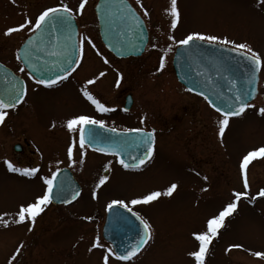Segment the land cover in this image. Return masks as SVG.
Masks as SVG:
<instances>
[{"label": "rangeland", "instance_id": "rangeland-1", "mask_svg": "<svg viewBox=\"0 0 264 264\" xmlns=\"http://www.w3.org/2000/svg\"><path fill=\"white\" fill-rule=\"evenodd\" d=\"M95 1L87 0L83 14L76 19L79 34L90 36L99 48L93 12ZM129 1L141 14L148 30L144 53L125 60H114L107 54L108 63L102 64L105 59L101 61L92 54L94 49H88L85 43L80 64L72 72L82 78L86 73L97 72L100 80L95 77L92 91L107 97L108 107L117 106L122 91H131L134 100L131 111L127 115L110 116L113 118L109 117V122L149 127L158 120H168L172 122L171 129L160 132L156 154L138 173L123 171L113 157L90 151L82 165L71 164L66 158L69 141L64 144L59 138L61 134L70 137L62 132L66 129L65 120L75 114L96 118L98 113L86 97L83 99L72 88H61V93L54 88L40 91L28 83V100L10 111L0 124V214H9L0 216V221L9 220L7 226L0 222V264L10 261L11 264H102L105 250L89 249L96 236L101 238L105 205L113 199L127 201L150 190L163 192L172 183L178 185L172 196H161L149 206H132L152 225V239L145 249L129 261L110 257L109 264H193L187 255L193 247L191 231L201 229L206 217L230 202L234 190H245L239 168L241 157L264 146V114L259 111L264 108V66L259 71L257 95L249 102L252 107L239 116L229 117V125L220 136L222 116L210 110L202 99L184 92L176 81L170 61L179 44L169 37L180 40L189 32L227 37L237 43L247 42L264 60V0H177L180 20L175 29L171 28L165 11L170 0H141L148 10L147 17H143L134 0ZM61 3L75 11L79 0H15V3L0 0V60L20 72L14 52L29 33L22 30L5 35L6 29L22 23L25 16L34 21L44 8ZM169 46L171 51L165 54L162 50ZM95 51L99 53L101 48ZM161 55H165V67L158 70ZM22 136L30 140L36 156L21 167L41 163L35 177L10 173L2 163L7 158L19 165L14 162L12 145ZM74 158L78 159V151ZM108 161H112L109 180L95 189ZM71 166L83 185L82 195L75 204L68 208L49 204L36 218L31 231L27 221L11 222V214L19 203L31 201L42 192L41 177L56 167L71 169ZM247 179L249 195L237 202V209L213 238L206 264H264V259L252 255L264 251V197L256 196L264 188V157L250 162ZM93 190L97 192L96 198L92 197ZM101 241L110 246L102 238ZM232 244L242 247L229 250Z\"/></svg>", "mask_w": 264, "mask_h": 264}, {"label": "snow or ice", "instance_id": "snow-or-ice-1", "mask_svg": "<svg viewBox=\"0 0 264 264\" xmlns=\"http://www.w3.org/2000/svg\"><path fill=\"white\" fill-rule=\"evenodd\" d=\"M15 3V0H13ZM87 0H79V4L74 11L72 7H69L66 3H61L51 7H46L35 17L34 21L27 16L22 23L8 27L5 31V35H10L14 32L26 30L29 35L24 43L22 49H18L16 59L23 62V66L19 67L21 73L25 72V68L32 69L27 75L37 85H44L51 87L62 79H67L69 75V69L72 68L73 64L79 65L80 60L83 57L84 45L87 43L93 49H96V44L92 38L84 34H76L73 28V24L77 15H82ZM134 3L139 6L142 10L143 17L149 15L148 10L144 8L141 0H134ZM99 12V18L101 23L106 26L111 34L112 29H115L118 25H126L129 33L134 30H139L141 33L144 28V21L141 14L132 6L130 3H126L125 0H104L102 4L97 6ZM170 17L171 28H177L180 20V11L178 9L177 0H170V7L165 10ZM59 34V35H57ZM62 37V39H61ZM170 40H174L176 44L181 46H187L191 49L193 42H207L208 44H220L222 46H230V51L239 54L244 60L248 61L252 66V77L255 78L256 73L264 66V60L260 53L253 50V48L247 42L237 43L227 37L221 38L217 35L204 34L201 32H189L183 39L175 40L174 37L170 36ZM198 46V45H197ZM152 47H156L155 44ZM165 54L167 51H171V46L167 49L162 50ZM47 53V56L54 57L49 66L48 60L42 55ZM99 54V53H98ZM119 54H123L122 52ZM104 63H108L105 59ZM63 64L64 67L60 69L63 75L55 74L54 76H48L47 78L38 77L35 73H41V76L50 71L52 67H57ZM3 65H0L2 68ZM165 67V55H161L159 58V69ZM104 73L101 72L100 76ZM119 76V74H118ZM251 79L249 83H251ZM4 80L7 87L0 92V124L4 123L6 116L8 115L7 110L16 109L17 105L21 104L27 95V85L22 81L17 80L14 76H10L8 73L4 74ZM120 80L117 79L116 83L119 84ZM87 84L91 85L94 83L93 80H88ZM235 84V81H231ZM83 95L88 101L95 107V110L99 113H109L115 111L114 108L106 106L105 103L97 99L89 91L82 90ZM255 91V89H252ZM247 92L243 94H236L234 100L227 107H218L208 96L204 95L203 92L200 95L204 96V99L213 107L216 112L221 113L222 119L219 120V135L223 136L226 127L229 125V117L239 116L245 111V109L252 107L246 99ZM127 111V109H124ZM264 114V108L259 109ZM141 123H143V117H141ZM54 126V125H53ZM64 127L70 134L69 142L66 147V158L71 164H83L86 155L85 149L91 148L97 153H103L106 155H113L116 157V162L123 166L124 169H135L139 168L146 160L150 159L154 151V131L146 132L144 128H125L121 131L124 133L132 132L140 134L135 138V144L137 146H146V151L143 155L132 157L131 162H126L122 158V153L125 150L128 141L122 137H111L107 138L103 144L100 141L98 128H106V122L102 119H97L92 115L88 114H75L67 118L64 122ZM106 131L117 132L116 128H106ZM78 151V159L74 158L75 153ZM257 157H264V146L254 148L253 150L247 151L242 155L239 168L243 181L244 191H233V199L222 206L217 213L206 217L204 225L201 229L191 231L190 236L193 240V247L187 252V255L192 258L193 264H206V255L209 251V245L213 238L216 237L219 231L225 224L226 218L232 216L238 207V201L243 197L247 198L249 193V183L247 179V168L250 162ZM138 161V162H137ZM7 171L10 173H18L25 177H35L39 171V166L35 167H18L11 160L5 158L2 161ZM60 161H57L59 164ZM112 161H108L105 165V169H109ZM61 173V169L56 167L54 171L47 176L41 177L43 184V190L40 194H37L32 198L31 201L21 202L17 205L14 213L11 214L12 223H23L29 222V231L32 230L31 226H34L36 218L44 209L52 202L54 188L58 189L60 195L66 191V185L63 181L57 185L58 174ZM207 179V177H205ZM109 180L107 174L99 175L98 181L95 184V189H100L105 186ZM176 183L170 184L163 192L159 190H150L143 193L135 198L128 199H113L107 204V210L110 212L112 220L115 221L117 227L127 224V216L130 214L139 223L141 232H138L140 237L134 243L128 246H124L123 250L119 249V246L114 248L106 246L100 236H96L91 242L92 249L100 248L104 249V255L102 257V264H109L110 257H115L120 261H129L141 251V249L152 239L150 222L142 217L139 212L134 211L132 206L143 205L149 206L154 202H157L161 196H172L174 191L177 189ZM80 196L79 190H73L71 192V199L76 200ZM256 196L264 197V188L260 189ZM92 197H97V192L92 191ZM254 199V197H253ZM63 203H70L68 199H64ZM8 213L0 214V216H7ZM91 219V217H87ZM3 225L9 224L8 219L0 221ZM241 244H232L228 246V249L241 248ZM16 252H20V248L16 249ZM253 256L264 259V251H256L252 253ZM14 259V257H13ZM11 264V261L9 262Z\"/></svg>", "mask_w": 264, "mask_h": 264}, {"label": "water", "instance_id": "water-1", "mask_svg": "<svg viewBox=\"0 0 264 264\" xmlns=\"http://www.w3.org/2000/svg\"><path fill=\"white\" fill-rule=\"evenodd\" d=\"M103 2L104 0L97 1L95 5V13L99 24L101 41L105 47L117 57L140 55L147 42V30L145 24L142 33L139 30H134L132 33H129L126 25H118L115 29L110 30L111 34H109V30H107L106 26L101 23L99 12L96 7ZM125 2L129 3L127 0H125ZM73 28L77 34L75 21ZM26 39L27 38H25L18 49L23 48ZM121 52L123 53L122 55L119 54ZM42 55L48 60L49 66H51V61L56 59L47 56V53H43ZM21 63L23 64L22 61ZM0 65L3 64L0 63ZM62 67H64L63 64H60L57 67H52L50 71L45 72L42 76L41 73L38 72L35 74L41 78H47L48 76H54L55 74L62 75L63 73L60 71ZM172 68L177 80L190 92L198 95L203 92L204 95L208 96V98L216 103L218 107H227V105L232 103L235 95L238 93L243 94L247 92V96L244 97L247 102L251 101L257 94L259 71L256 73L255 78L251 79L252 66L239 54L231 52L230 47L228 46L208 44L207 42H193L192 48L188 49L187 46L179 45L174 50ZM25 69L28 72L34 71L32 69ZM5 73H8L10 76H14L17 80L23 82V80L11 69L3 65V67L0 68V92L7 87L4 80ZM250 79L251 83H249ZM231 81H235L236 83L232 84ZM252 89H255V91H252ZM202 97L204 98V96ZM205 101L208 103L207 100ZM208 105L211 107L209 103ZM106 128H98L102 144L106 142L107 138L117 136L128 141V144L122 153V158H124L126 162H131L132 157L141 156L146 151V146H137L135 144V138L140 134L132 132L124 133L118 130L113 133L106 131ZM61 181L65 183L66 191L64 194L60 195L58 189L54 188L52 202L63 203V200L66 198L71 203L74 201L71 199V192L73 190H79L78 184L73 179L70 171L65 168H62L61 173L58 174L57 185H59ZM127 224L129 226L121 225L117 227L115 221L112 220L110 212L106 208V214L102 226V237L111 244V247L116 248L119 246V249L122 251L124 246L131 245L138 240L140 237L137 233L142 231L139 227L138 221H136L130 214L127 216Z\"/></svg>", "mask_w": 264, "mask_h": 264}, {"label": "flooded vegetation", "instance_id": "flooded-vegetation-1", "mask_svg": "<svg viewBox=\"0 0 264 264\" xmlns=\"http://www.w3.org/2000/svg\"><path fill=\"white\" fill-rule=\"evenodd\" d=\"M77 27H78V34H79L80 27H79L78 21H77ZM95 28L97 30L98 45L100 46L99 48H101V51L99 52V54L98 53H95L96 52L95 50L96 49H99L98 47H96V49L93 50L92 54H94L95 56L98 55V57L101 58V61L107 58V56H106L107 54H109V56L111 58H113L114 60L136 59V58L139 57V56L138 57L129 56V57H125V58H119V57L114 56L102 44V42L100 40V37H99V34H98V25H97V23L95 25ZM17 47L15 48V52H14L15 56L17 54ZM88 49H93V48L88 45ZM145 49H146V47H145ZM145 49H144V51H145ZM0 62H2V61L0 60ZM18 63H19V61H18ZM3 64H5V63H3ZM102 64H105V63H102ZM19 65H20V63H19ZM75 67L76 66H74L73 69L69 71V75H68L67 79H62L61 81L57 82L56 84L52 85L51 87H47V86H44V85H37L32 79L29 78V76L27 75L26 72H25V75H23V73L21 74V72H16V70L13 69V71L16 74H18L19 76L22 77V79L24 81V84L27 85V95L25 97V100L21 104L17 105L16 109L18 107L22 106L28 100L27 99L28 89H29V84L28 83H30L32 86L39 87L38 90H40V91L41 90H48L50 88H54V89L60 90V93H61V88H67V87L69 89L72 88L73 90H75V92L77 94H81L80 97H82L83 99L85 98V96L83 95V91L82 90H85L86 89L87 91H89L90 93H92L97 99H100L101 102L105 103L106 106H110V103L107 102V97L104 98L102 95H99L100 93L93 92L92 91L93 90L92 89L93 88V84L89 85V84L86 83L88 80L95 81L94 79L97 76L96 75L97 72H95V73H93V72L86 73L84 75V78H82V76L79 77L78 75H74V73L72 72ZM99 70L102 71V68H100ZM96 79L97 80H100V78L98 79L97 77H96ZM115 79L116 78L114 77V80ZM183 90H184V92L188 93V91L186 89L183 88ZM133 102H134V100H133L131 91L130 90H127V91H124V92L122 91L121 92V94L119 95V102L117 103V106L112 107V108L115 109V111L109 112V113H99L98 111L95 110V107L94 106L93 107H94V111L96 113H98V115H96L97 116L96 118L97 119L104 120L106 122V127H109V128H113L114 127L117 130H122V129H125V128H128V129H131V128H144L146 131L155 130L154 131V145H153L154 151H153L152 157L148 161V162H150V161H152L154 155L156 154V149H157L156 142H157V139L159 137L160 132H162L163 129L170 130L171 129L172 122H169L168 120H158L154 125L149 126V127H144V126H139V125L138 126H127V125H125V126H118L115 123L116 121L115 122H109L108 121L109 120V117L110 116H113V115H115V116L116 115L119 116L120 114L121 115H127L131 111V107L133 106ZM89 107H90V104H89ZM124 109H127V111H124ZM14 110L15 109H11V110H7V111L9 113L10 111L12 112ZM112 118L113 117H110V119H112ZM179 120H181V117L179 118ZM59 128L61 129V127H59ZM62 132H67V134H69V132L67 131V129L62 130ZM26 137L27 136H22L20 140H15V142L12 145V150H13V154H14V162H18V164H19L20 167H21V164H24L25 162H27V164L29 162H31L32 159H34L32 157L36 156L35 150H33L31 148L32 146H31L30 140L27 141ZM59 138H60V140L62 142H64V144H65V142H68L69 141V137L67 135L65 136V135H62L61 134ZM89 151L90 152H95L91 148H86L85 149V152L86 153L89 152ZM101 154H103V153H101ZM108 156H111V157H113L116 160V157L115 156H113V155H108ZM40 164L41 163H39V165H38L39 167H40ZM145 166H146V163L142 164L139 168H135V169H132V168L124 169L123 166L119 165L120 169H122L123 171L129 172V173H138ZM24 167H34V166H32V165L31 166L25 165ZM59 168H61V167H59ZM67 168H69V167H67ZM70 170H71V173L73 174V176L75 177V174H74V171H73V166H71V169ZM108 173H109V170L108 169H105V168L102 169V174H107L108 175ZM75 179H76V177H75ZM76 180H77V182L79 184V192H80V196H81L82 195V192H83V185H82V183H81L80 180H78V179H76ZM80 196L77 197V199L73 203H71L69 205L53 204L51 202L50 203V206L52 205V206H59L61 208H68V207H71V205L75 204L77 202V200L80 198Z\"/></svg>", "mask_w": 264, "mask_h": 264}]
</instances>
